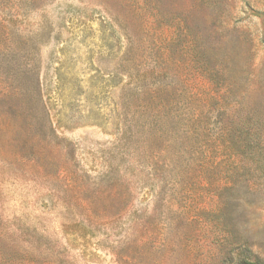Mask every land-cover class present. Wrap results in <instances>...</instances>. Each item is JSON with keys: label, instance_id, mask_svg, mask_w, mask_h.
<instances>
[{"label": "rangeland", "instance_id": "rangeland-1", "mask_svg": "<svg viewBox=\"0 0 264 264\" xmlns=\"http://www.w3.org/2000/svg\"><path fill=\"white\" fill-rule=\"evenodd\" d=\"M240 107L264 0H0V264H264Z\"/></svg>", "mask_w": 264, "mask_h": 264}, {"label": "trees", "instance_id": "trees-1", "mask_svg": "<svg viewBox=\"0 0 264 264\" xmlns=\"http://www.w3.org/2000/svg\"><path fill=\"white\" fill-rule=\"evenodd\" d=\"M231 95V93H229ZM228 99V97H227ZM219 100L220 106L223 102ZM218 102V101H216ZM225 106L229 105V108H233L236 105H240V102L236 99H230L224 102ZM238 112L226 115V122L218 131H216L217 139H225L228 145L232 146L231 136L236 139L238 149L241 151V155L246 156L251 152L253 156L258 155L257 168L258 178H264V111L260 109L256 111L243 112L240 108H237ZM204 118V117H203ZM247 187V189L251 188ZM237 264H260L256 261H241Z\"/></svg>", "mask_w": 264, "mask_h": 264}]
</instances>
